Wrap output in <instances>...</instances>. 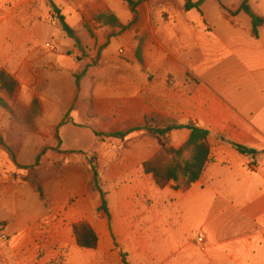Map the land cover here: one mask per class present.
Here are the masks:
<instances>
[{
	"label": "crops",
	"instance_id": "obj_1",
	"mask_svg": "<svg viewBox=\"0 0 264 264\" xmlns=\"http://www.w3.org/2000/svg\"><path fill=\"white\" fill-rule=\"evenodd\" d=\"M51 1L81 41L90 36L81 25L97 14L111 12L121 23L130 18L123 0ZM243 1L206 0L201 15L197 9L176 15L185 0H166L167 18L142 17L141 25L114 31L78 90L74 74L85 61L63 52L73 43L57 26L49 1L0 0V69L17 81L12 107L38 102L37 128L51 134L64 120L61 135L68 129L105 135L155 113L184 126L197 122L209 132L210 145L205 169L186 191L159 188L142 172V163L159 151L144 132L95 150L109 216L97 210L99 193L88 192L92 173L84 157L62 160L69 170L44 183L42 201L0 148V232L6 236L0 264H124V252L129 264H264V26L253 35L251 19L239 10ZM248 3L264 18V0ZM48 34L57 37L54 43L44 41ZM135 35L145 39L143 47ZM167 40L185 43L165 48ZM186 71L198 82L181 80ZM1 110L5 133L12 117ZM189 134L187 128L173 131L172 147ZM233 145L253 152L242 154ZM37 148L22 146L17 162L32 164ZM61 150L70 149L63 143ZM53 156L42 155L41 166ZM74 194L80 198L68 207ZM168 207L190 223L167 224ZM201 213L202 236L188 237ZM80 221L97 234L95 249L78 247L72 225Z\"/></svg>",
	"mask_w": 264,
	"mask_h": 264
},
{
	"label": "trees",
	"instance_id": "obj_2",
	"mask_svg": "<svg viewBox=\"0 0 264 264\" xmlns=\"http://www.w3.org/2000/svg\"><path fill=\"white\" fill-rule=\"evenodd\" d=\"M53 10L59 14V10L55 7L51 0H48ZM133 17H135V1L123 0ZM206 0H185L184 10L190 11L192 9H199L202 3ZM252 23V33L257 36L258 29L264 26V18L254 12L248 3L244 0L239 7ZM58 24L61 30L73 40L75 49L82 50V44L77 36L76 29L70 27L64 16H57ZM92 22L98 27L109 26L123 32L127 29L125 25L111 12L100 13L92 18ZM87 68H83L80 73L74 75L76 88L80 89L81 77L85 74ZM17 86L15 78L6 70L0 69V108L7 111L12 117V130L16 124V112L11 108L9 101L13 96L14 90ZM39 116V105L36 100L33 101L30 108L27 110L26 122L30 124L29 129H34L31 121ZM20 119V118H19ZM65 121H61L59 126ZM17 127L19 124L16 125ZM187 128L190 130L188 139L179 147L174 148L171 145V133L173 131ZM144 132L146 135L153 138L159 146V151L150 159L142 163V172L150 175L155 185L163 188L171 184L173 189L188 190L201 176L206 164L209 160L210 145L208 143L209 132L206 129L195 127L193 125H181L176 120L170 119L155 113L145 115L143 122L139 124L126 123L121 128L113 129L104 136L106 138H114L118 140H125L126 137L133 132ZM98 135V134H96ZM223 140V139H221ZM237 151L242 154H251L253 151L242 147L240 145H233ZM0 148L8 155L11 162L16 169L25 171L20 178L21 181L30 185L38 197L45 201L44 195V175L42 170L38 169L40 165V158L46 149H43L35 158L34 163L31 165H20L17 162L18 148L4 145L0 139ZM93 178L90 183L91 189L97 191L100 195V206L98 211H103L107 216L108 209L106 203V194L102 188V179L99 170L93 159L89 158ZM4 226V222H0V229ZM73 235L76 243L81 249H95L97 247L98 237L93 231L91 226L85 222L80 221L72 226ZM124 264H129L125 255H123Z\"/></svg>",
	"mask_w": 264,
	"mask_h": 264
},
{
	"label": "rangeland",
	"instance_id": "obj_3",
	"mask_svg": "<svg viewBox=\"0 0 264 264\" xmlns=\"http://www.w3.org/2000/svg\"><path fill=\"white\" fill-rule=\"evenodd\" d=\"M133 1H135V17H133V15L130 12L129 20L127 22L123 23L125 25H128L126 30H129L130 28H132V27L134 28L135 26H137V23L141 22L140 19L142 17H150V19L153 17L165 19L168 16L172 15L171 13L167 12L165 10V8L163 7V4L166 2V0H133ZM193 1H196V0H193ZM178 11H177V13H175L176 15H178V14H181V15L189 14L188 11L184 10V6L180 7ZM54 14H55V18L57 19V16L59 14L58 13H54ZM195 14L201 15L202 12H201V10L198 9V11H196ZM128 15H129V12L126 11L123 15H121L122 16L121 18L122 19L127 18ZM152 21H153V19H152ZM67 24L69 26H73V23L71 21H68ZM140 25H141V23H140ZM57 26H58V23H57ZM81 26L86 27L88 33H90L89 34L90 36H87V39H83L82 41L80 40L81 44H82V42L85 43L86 45H88V43H89V45H88L89 47H85L82 44V48H81L82 50L75 49L73 40L67 39L73 43V46L71 48H69L68 50L67 49L63 50V52H66V54H68L69 56H72L75 61H79L80 59L84 60L85 64L83 67L88 68L92 63H95L96 59L98 58L99 52L103 48H106L108 46L110 36L117 29H113V31H111L110 30L111 27H108L107 28L108 30H103L102 27L98 28L92 22V20H91V22H89L87 24H83ZM48 35L45 37L44 41L48 40V42L54 43L53 40L57 39V37L55 35H52V36H50V35L48 36ZM97 35L100 36V44L99 45H97V43H99V41H97V39H98ZM77 36H78V33H77ZM78 38H79V36H78ZM133 39H134L135 43L137 44L136 46L138 48L143 47V44L145 41V39L143 37L141 38L140 36L135 35ZM119 43H120L119 41H115V42H113V44H114L113 46L115 48H117V46H120ZM175 43H178V45L179 44L182 45L183 43H185V41L184 40H180V41H177V40L176 41H174V40L168 41L167 40V41H165V44H163V46H165V48L172 47V45H174ZM64 44H67V43H63V46H65ZM85 48H88V49H85ZM89 57H90V62H87L86 59ZM80 72L81 71H79L78 73H80ZM181 80H184V81L186 80V81H190V82H198V79L193 76V73L188 72V71H186V73L183 74V76L181 77ZM11 103H13L12 98L10 99V106H11ZM11 108H14L15 112H16V116H15L16 124H14L13 130L11 129V126H10L9 129H11V130H8L5 133L0 132V139L2 140V143L4 145L11 146L14 148H18L17 156H18L20 150L22 149V146H24L25 144L38 147L37 148V151H38L37 155L43 149H46V150L42 155H45V154L46 155L47 154L48 155L49 154L55 155V157L53 156L52 158H50L47 161L45 166H41V158H40V165H39L38 169L42 170V173L45 177L44 183L55 181V179H57V177L64 176L65 172L69 170L68 167L62 166V163H63L62 160L71 159L74 157H82V158L84 157L88 161V170L91 171L89 158L93 159V162L96 163V165H97V157H96V153H94L95 150H98L100 147L108 145L110 143H122L123 144L126 142V139H128V136L126 137L125 140L106 138L104 135H96V134L86 133V131L82 132V133H75L70 129L65 130L62 133L63 135H61L60 130H59V126L55 130H53L51 132V134H47V133H45L43 128H41V127L37 128L36 127V122H37L38 116L35 117L31 121V124L34 125V129L31 130V129H29L30 124L28 122H26L28 108H25L19 104L15 105L14 107L11 106ZM1 111L2 110L0 108V112ZM193 123H197V122H193ZM17 124H19L18 127L16 126ZM63 143H65L70 150H61V147L63 148ZM29 165H31V164H29ZM97 168H98V165H97ZM98 170H99V168H98ZM17 172H18L20 177L23 174H25V171L20 170V169H17ZM91 173H92V171H91ZM100 177H101V175H100ZM92 178H93V173H92ZM102 188H103V182H102ZM103 191H104V189H103ZM88 192L89 193L95 192L94 190L91 189L90 184H89ZM79 198H80V196L76 195V194H74L72 196L69 195L68 201H67V206L68 207L71 206L75 202V200H77ZM168 209H169L168 212H166L168 214L165 215V218H166L165 220H166L167 224H170V225L176 224V223L180 224L182 222L190 223L189 219H187V221H181V219L178 220L174 216L173 207H168ZM202 216H203V213H201V216L197 217V220L195 221V224H196L195 225V230H196L195 234L189 235L188 237L197 238V236H202V234L199 233L200 229L198 228L200 226L199 224L202 223V220H203ZM1 241H5V240H1ZM120 254H122V256H123L126 253L124 252V253H120ZM125 259H127L126 255H125Z\"/></svg>",
	"mask_w": 264,
	"mask_h": 264
},
{
	"label": "built area",
	"instance_id": "obj_4",
	"mask_svg": "<svg viewBox=\"0 0 264 264\" xmlns=\"http://www.w3.org/2000/svg\"><path fill=\"white\" fill-rule=\"evenodd\" d=\"M45 46L48 47V48H49L50 50H52V51H55V50H56V47L53 46V45H50L49 43L45 44ZM192 125L195 126V127H198V124H197V123H193ZM249 164H250V166H251L252 168H255V166H256V165H255V161H254L253 158H251V159L249 160ZM0 239H1V240L6 239V236H5L2 232H0ZM197 241L202 243V242H203V239H202V238H198Z\"/></svg>",
	"mask_w": 264,
	"mask_h": 264
}]
</instances>
